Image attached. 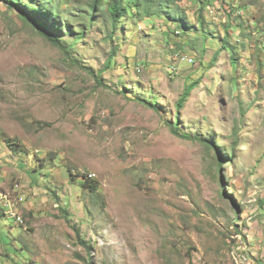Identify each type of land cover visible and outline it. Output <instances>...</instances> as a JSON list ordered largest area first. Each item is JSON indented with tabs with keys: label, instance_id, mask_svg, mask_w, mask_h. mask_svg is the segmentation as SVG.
I'll use <instances>...</instances> for the list:
<instances>
[{
	"label": "rangeland",
	"instance_id": "374dc122",
	"mask_svg": "<svg viewBox=\"0 0 264 264\" xmlns=\"http://www.w3.org/2000/svg\"><path fill=\"white\" fill-rule=\"evenodd\" d=\"M12 1L0 191L25 197L24 224L0 217V264H242V250L264 264V0L117 25L112 0L94 23L92 0ZM40 3L59 11L61 47L23 18Z\"/></svg>",
	"mask_w": 264,
	"mask_h": 264
},
{
	"label": "trees",
	"instance_id": "16d2710c",
	"mask_svg": "<svg viewBox=\"0 0 264 264\" xmlns=\"http://www.w3.org/2000/svg\"><path fill=\"white\" fill-rule=\"evenodd\" d=\"M6 1L9 0H0ZM16 1V0H15ZM12 1L11 6L18 7V1ZM91 9L85 14L86 18L90 19L92 23H94L97 19L96 13H103L102 7L105 5L104 0H92ZM183 0H112L105 11V14H102L108 18L112 25H117L119 21L125 18L128 15H139L140 18H166L170 17V13H172V8L177 7ZM20 5V4H19ZM23 9V8H22ZM23 9V18L24 20L35 27L38 32L52 42L54 45L61 47V40L58 35L55 34V31H60L61 27H63L64 22L61 20V16H59V11L54 12L50 8H45L41 3L34 5L32 8ZM96 17V18H95ZM175 20L173 19V22ZM84 31L80 32V36L78 39H82L84 37ZM117 49H113V56L116 54ZM193 87L189 88L184 94L183 98L179 102V108H182L184 103L187 101L190 93L192 92ZM149 103V102H147ZM154 106V105H152ZM173 132L175 135L183 138V139H193L192 136L183 133L178 125L173 127ZM198 141L204 143L207 147L211 149L214 148V145L206 140H201L197 138ZM222 166L223 164L220 163ZM85 183H88V179L85 180ZM92 192H96V187L94 186H86Z\"/></svg>",
	"mask_w": 264,
	"mask_h": 264
},
{
	"label": "bare ground",
	"instance_id": "6f19581e",
	"mask_svg": "<svg viewBox=\"0 0 264 264\" xmlns=\"http://www.w3.org/2000/svg\"><path fill=\"white\" fill-rule=\"evenodd\" d=\"M0 175H1V172H0ZM18 186L19 185L16 186V189L18 188ZM21 202H25L24 196L23 197L19 196L17 201L13 202V199H10L9 195L5 194L1 190L0 191V212L2 210V214L0 213V217H5V216L9 217L8 215H10L11 217H13V219L15 218L14 220L16 221L17 225L21 226V224H24V220H23L24 217L22 215L18 214L19 213L18 207H16V205L20 204ZM2 205H4V206H2ZM11 217H9V218H11ZM241 262H242V264H247V262L243 256H241Z\"/></svg>",
	"mask_w": 264,
	"mask_h": 264
},
{
	"label": "built area",
	"instance_id": "2783aa9c",
	"mask_svg": "<svg viewBox=\"0 0 264 264\" xmlns=\"http://www.w3.org/2000/svg\"><path fill=\"white\" fill-rule=\"evenodd\" d=\"M239 252L245 258L247 264H259V262L255 260V258H253V256H251L248 252H246V250H242Z\"/></svg>",
	"mask_w": 264,
	"mask_h": 264
},
{
	"label": "crops",
	"instance_id": "0c3cea01",
	"mask_svg": "<svg viewBox=\"0 0 264 264\" xmlns=\"http://www.w3.org/2000/svg\"><path fill=\"white\" fill-rule=\"evenodd\" d=\"M2 164H3V162L2 161H0ZM8 166V165H7ZM7 166H5V167H7Z\"/></svg>",
	"mask_w": 264,
	"mask_h": 264
}]
</instances>
